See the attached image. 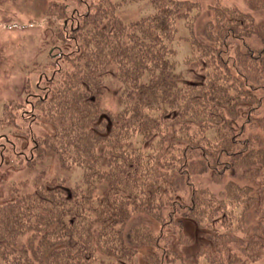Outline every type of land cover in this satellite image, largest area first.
Wrapping results in <instances>:
<instances>
[{"label": "trees", "instance_id": "1", "mask_svg": "<svg viewBox=\"0 0 264 264\" xmlns=\"http://www.w3.org/2000/svg\"><path fill=\"white\" fill-rule=\"evenodd\" d=\"M141 1L92 0L69 26L67 6L47 9L55 42L73 44L59 56L70 66L42 76L54 87L40 81L28 102L6 104L2 120L16 130L20 118L47 126L39 136L30 126L22 133L32 139L27 163L50 152L63 168L80 167L83 180L70 197L53 178L0 206V264H114L142 246L152 247L145 264H171L179 253L168 230L183 218L221 229L207 235L201 264H251L264 251V193L245 182L264 184V116L253 125L262 134L233 125L240 106L251 116L262 103L252 90L264 89V19L254 13L264 0H247L250 11L215 1L201 28L194 0H149V16L121 17L126 3ZM180 24L188 32L179 35ZM181 40L189 72H204L201 83H181L173 60ZM113 64L123 85L117 112L102 106ZM196 175L220 190L193 183Z\"/></svg>", "mask_w": 264, "mask_h": 264}, {"label": "rangeland", "instance_id": "2", "mask_svg": "<svg viewBox=\"0 0 264 264\" xmlns=\"http://www.w3.org/2000/svg\"><path fill=\"white\" fill-rule=\"evenodd\" d=\"M83 1L84 3L79 4V0H0V206L11 201L15 195L35 191L41 184L53 178L64 180L61 190L66 196L70 197L71 189L83 180V171L80 167L63 168L57 155L50 152L36 159L33 165L30 166L27 160L33 157L31 151L32 139L27 136V133L24 135L22 133L27 127L29 130L31 124L20 118L18 120L19 128L16 130L13 126H7L2 120L6 104L28 102L30 100L28 92L31 90L36 91L35 87L38 86L43 75L51 76L59 68L70 66L65 59H59V56L64 53L63 51L72 50L73 44L55 42L57 26L48 22L46 11L51 4L67 6L68 16L73 20H65V25L69 26L77 20L78 14L83 13L85 3L92 0ZM194 1L199 2L203 8V14L195 24L196 28H201L209 19L206 7L215 1L222 4H235L244 10L250 11L247 7V0ZM153 12L154 7L149 0L138 3L129 2L122 7L121 17L126 21H134L149 16ZM254 13L259 20L264 19V11ZM61 22L63 24L62 20H58L57 24ZM183 32L188 31L180 24L179 35H182ZM252 44L256 47L261 46V42L256 39L252 40ZM175 47L177 54L173 57V60L177 72L182 75V85L184 83H201L204 80L202 69L199 73H190L188 66L185 64L184 59L189 52L188 44L181 40L175 43ZM115 69V64L108 67L105 77V89L102 94V106L111 112H117L120 109L118 97L123 87L116 76ZM44 76L42 80H44ZM41 82L43 85L47 82L46 87L48 88L54 87V83L52 85L48 81ZM252 92L261 98L260 107L250 116L247 109L248 105L240 106L237 119L233 122L236 128L245 126L246 135L253 132L262 134V130L253 125L256 124L257 118L264 116V89H253ZM35 95V93L30 94L32 97ZM24 110L29 111L26 108ZM21 115L24 114L20 111L19 116ZM30 127L32 129L31 133H34L35 136L48 131V127L41 123L32 124ZM191 180L197 185L212 187L215 191H219L222 186L214 185L209 175H196ZM258 181L260 180L256 182L246 180L245 182L254 187L256 194L264 193V184ZM184 182V179H182V190L185 187ZM105 190L106 184H100L96 193L101 194ZM178 213L176 219H182L179 216L183 215V211ZM139 219L134 218L131 223L136 224ZM182 220V228L176 225L169 227V230L167 229L172 238L175 239L172 242V247L179 253L178 260L171 264H201L202 261L199 259V255L202 256L205 248L211 246L212 242L211 239L207 238V235L215 229H221L216 226L217 224L210 229H201L189 218H183ZM145 222L149 223L155 230L159 228V224L153 219L148 218ZM245 224L248 226L247 223ZM180 233H183L181 239L183 243L177 240ZM1 244L0 242V246ZM234 247L235 245L230 246L232 249ZM151 251L152 247L142 246L138 249L137 255L132 261L123 259L116 261L114 264H145L146 256L150 255ZM251 264H264V251Z\"/></svg>", "mask_w": 264, "mask_h": 264}]
</instances>
